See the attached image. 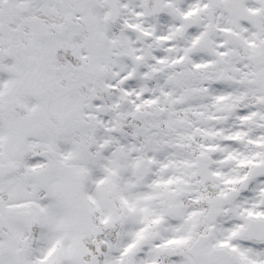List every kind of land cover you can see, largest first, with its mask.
Returning a JSON list of instances; mask_svg holds the SVG:
<instances>
[{
  "label": "snow or ice",
  "instance_id": "snow-or-ice-1",
  "mask_svg": "<svg viewBox=\"0 0 264 264\" xmlns=\"http://www.w3.org/2000/svg\"><path fill=\"white\" fill-rule=\"evenodd\" d=\"M0 264H264V0H0Z\"/></svg>",
  "mask_w": 264,
  "mask_h": 264
}]
</instances>
